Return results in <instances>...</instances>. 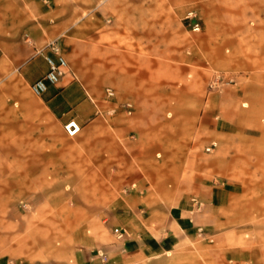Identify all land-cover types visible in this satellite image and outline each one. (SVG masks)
Here are the masks:
<instances>
[{"label":"rangeland","instance_id":"obj_1","mask_svg":"<svg viewBox=\"0 0 264 264\" xmlns=\"http://www.w3.org/2000/svg\"><path fill=\"white\" fill-rule=\"evenodd\" d=\"M2 1L0 261L264 264V0Z\"/></svg>","mask_w":264,"mask_h":264},{"label":"crops","instance_id":"obj_2","mask_svg":"<svg viewBox=\"0 0 264 264\" xmlns=\"http://www.w3.org/2000/svg\"><path fill=\"white\" fill-rule=\"evenodd\" d=\"M35 1V0H34ZM34 1L33 0H3L2 1V4H3V13H6L8 15L4 16L2 19H4V28H8V29H14L16 28L17 26L21 27V26H24V28L28 31L27 34L29 35V38L32 42L33 45L36 46V48L32 49V45L29 46V47H26L24 48V51H25V56L24 58H20V59H30L31 55H36L37 53L40 54V57L43 59V54L46 52H42V50H44V48L48 45V43H50L51 41L57 39L56 37H52V33H47L46 31L43 30V26H42V23L43 22H40V21H37V22H34L31 18L27 20H25L24 22H19L18 24H16L12 19V15L18 11L19 13L21 12V10H18V8H20V3L21 2H24L25 4L27 3H30V4H34ZM35 9L33 8V11L34 10H37L39 8H43V2H41V6H35ZM21 9V8H20ZM25 16L27 17L29 15V17H34L33 14H30L32 12H28L27 10H23ZM15 23V24H14ZM22 28V27H21ZM31 49L33 50V53L31 54ZM31 60V59H30ZM45 64V62H44ZM29 65V64H28ZM45 70H46V65H45ZM41 76V75H40ZM39 75L37 76H34L33 77V81L40 77ZM71 74L70 73H67L60 81L59 85L58 86H64V88L68 87L69 85H64V83L70 78ZM32 81V82H33ZM53 89H56V87H49L48 90L46 92H50L52 91ZM45 92V93H46ZM63 92V90H62ZM56 98V97H55ZM67 121V120H66ZM0 264H9L8 262L6 261H0Z\"/></svg>","mask_w":264,"mask_h":264},{"label":"built area","instance_id":"obj_3","mask_svg":"<svg viewBox=\"0 0 264 264\" xmlns=\"http://www.w3.org/2000/svg\"><path fill=\"white\" fill-rule=\"evenodd\" d=\"M44 51H46L43 54L46 70L29 85L31 92L36 96L45 93L50 86L57 87L69 70L68 62L57 39L48 43L42 50V52ZM63 128L69 136H74L80 131V125L74 119L68 120ZM114 232L120 234L119 228H115Z\"/></svg>","mask_w":264,"mask_h":264}]
</instances>
